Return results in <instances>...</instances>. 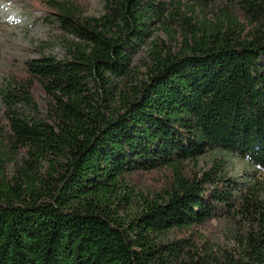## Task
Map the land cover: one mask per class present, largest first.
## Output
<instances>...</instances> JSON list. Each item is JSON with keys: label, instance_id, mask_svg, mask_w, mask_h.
<instances>
[{"label": "trees", "instance_id": "16d2710c", "mask_svg": "<svg viewBox=\"0 0 264 264\" xmlns=\"http://www.w3.org/2000/svg\"><path fill=\"white\" fill-rule=\"evenodd\" d=\"M205 1L215 19L195 23L165 0H100L99 16L53 2L78 41L61 60L25 61L1 93L0 264H264V0ZM153 23L179 48L155 44L146 78L121 87ZM33 84L48 121L19 111ZM224 154L257 171L247 193ZM161 170L156 190L132 180ZM222 210L231 250L194 258L168 239Z\"/></svg>", "mask_w": 264, "mask_h": 264}, {"label": "rangeland", "instance_id": "374dc122", "mask_svg": "<svg viewBox=\"0 0 264 264\" xmlns=\"http://www.w3.org/2000/svg\"><path fill=\"white\" fill-rule=\"evenodd\" d=\"M74 5L82 16H99L102 13L100 0H0V125H4V102L2 89L8 83L16 80H24L26 76L22 66L25 61L38 59L45 56H53L57 60L65 58L69 46L78 39L61 28L58 23L49 16L53 10V2ZM168 2V10H179L184 16L191 18L193 23L204 20H214L216 11L204 9L205 0H165ZM173 3V4H172ZM202 3V4H201ZM173 5V6H172ZM164 25L153 23L152 34L134 52L130 61V77L121 82L122 87L134 84V80L146 78L147 65L151 62V54L154 45L170 49L176 52L179 48V35L170 32ZM178 30L177 27H174ZM163 45V46H162ZM33 104H19V111L33 119L48 121L46 102L47 98L40 87L33 84ZM226 161L222 164L223 175L235 181L245 182L242 193H247L254 185V179L258 174L255 168L247 162L233 155L224 154ZM219 156H217L218 160ZM199 166L208 170L212 167L208 157L199 159ZM190 167V165H189ZM169 170L141 173L132 177L136 186L142 191L156 190L168 182ZM233 223L230 212L222 210L215 218L200 225L175 230L169 234L168 239H184L189 242L187 250L189 254L197 253L194 258L205 252L221 254L224 249L233 247L232 232Z\"/></svg>", "mask_w": 264, "mask_h": 264}]
</instances>
